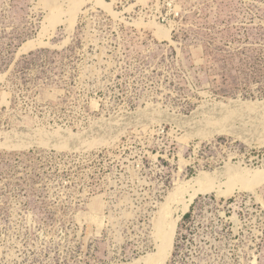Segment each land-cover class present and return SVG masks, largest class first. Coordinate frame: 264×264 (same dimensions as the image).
<instances>
[{"label":"rangeland","instance_id":"374dc122","mask_svg":"<svg viewBox=\"0 0 264 264\" xmlns=\"http://www.w3.org/2000/svg\"><path fill=\"white\" fill-rule=\"evenodd\" d=\"M102 1L0 0V264H141L178 183L264 169V0ZM249 192L199 195L168 264H264Z\"/></svg>","mask_w":264,"mask_h":264},{"label":"bare ground","instance_id":"6f19581e","mask_svg":"<svg viewBox=\"0 0 264 264\" xmlns=\"http://www.w3.org/2000/svg\"><path fill=\"white\" fill-rule=\"evenodd\" d=\"M86 0H70V5L65 11V15H68L66 19L69 21L70 27L74 28L77 23V18L81 13V5ZM88 1V0H87ZM96 3L109 8V5L105 4L102 0H95ZM140 1V0H139ZM105 9V8H104ZM108 11V9H106ZM87 13V12H86ZM109 13L110 12L109 10ZM64 11L59 6L51 8V14L48 16V21L51 26H56L61 23V18L64 17ZM62 15V16H61ZM113 16V15H112ZM114 17V16H113ZM118 18V17H117ZM119 19V18H118ZM65 20V21H66ZM121 21V20H120ZM47 22V21H46ZM153 22V21H152ZM154 23V22H153ZM62 24V23H61ZM59 24V25H61ZM68 24V23H67ZM147 24V23H146ZM148 25V24H147ZM150 25V24H149ZM153 25V24H151ZM142 26V25H141ZM48 27V26H47ZM58 26H56L57 28ZM69 27V26H68ZM155 27V26H154ZM49 28V27H48ZM55 28V29H56ZM160 28V27H159ZM53 29V30H55ZM47 30V29H46ZM162 30V29H161ZM44 32V31H43ZM46 32V31H45ZM48 33V30H47ZM46 33V35H47ZM50 33V31H49ZM55 33V32H54ZM158 33V32H157ZM164 38L170 39V30L160 31ZM44 34V33H43ZM41 35V33H40ZM39 35V37H40ZM51 37V36H50ZM50 37L48 39H50ZM53 37V36H52ZM51 37V38H52ZM44 38V37H42ZM37 39V38H36ZM41 39V38H40ZM38 41H31L26 46L24 51L29 48L36 47L38 45L44 44L42 40L37 39ZM68 41V40H67ZM68 43V42H67ZM49 45V43H47ZM28 51V50H27ZM231 104V103H230ZM238 105V104H237ZM245 105V104H244ZM221 106V105H220ZM219 106V107H220ZM197 111V109L195 110ZM227 111V110H226ZM263 111V110H262ZM264 112V111H263ZM194 113V111H193ZM228 113V112H227ZM174 114V113H173ZM220 114V113H219ZM235 114V113H234ZM189 116V115H188ZM206 117V115H204ZM137 117V116H136ZM124 118V117H123ZM204 118V117H203ZM209 118V116H208ZM238 118V117H237ZM264 118V117H263ZM262 118V119H263ZM103 119V118H102ZM108 119V118H107ZM206 119V118H205ZM120 120V119H119ZM207 120V119H206ZM223 120V119H222ZM161 121V120H160ZM199 121V120H198ZM229 121V119H228ZM115 122V121H114ZM201 122V121H200ZM205 122V121H204ZM210 122V121H209ZM196 123V122H195ZM228 123V122H227ZM250 123V121H249ZM133 124V123H132ZM131 124V125H132ZM190 124V123H189ZM208 124V123H207ZM205 126V125H204ZM98 127V126H97ZM221 127V126H220ZM185 128V127H184ZM195 128V127H194ZM188 129V128H187ZM214 129V128H213ZM216 129V128H215ZM116 130V129H115ZM206 130V129H205ZM59 131V130H57ZM67 131V130H66ZM91 131V130H90ZM60 132V131H59ZM65 132V131H64ZM206 132V131H205ZM217 132V131H216ZM226 132L225 128L223 133ZM52 133V132H51ZM67 133V132H66ZM193 133V132H192ZM35 134V133H34ZM86 134V133H85ZM203 134V133H202ZM219 134V133H218ZM38 135V134H36ZM43 135V134H42ZM58 135V134H57ZM61 135V134H60ZM59 135V136H60ZM80 135V133H79ZM189 135V133H188ZM199 135V134H196ZM208 137L210 134L208 133ZM215 135V134H214ZM229 135V134H228ZM47 136V135H46ZM51 136V135H50ZM56 136V135H55ZM82 136V135H81ZM216 136V135H215ZM23 137V136H22ZM32 137V136H31ZM41 136H39L40 138ZM77 137V136H76ZM83 137V136H82ZM81 137V138H82ZM207 137V138H208ZM30 139V136H28ZM92 138V137H91ZM90 138V139H91ZM204 136L202 137V139ZM74 140V138H72ZM101 139V138H100ZM99 139V140H100ZM182 139V138H180ZM20 140V139H19ZM44 140V139H43ZM105 140V139H104ZM209 140V139H208ZM8 141V140H7ZM11 141V139H10ZM21 141V140H20ZM48 141V140H47ZM62 141V140H61ZM66 141V140H65ZM70 141V140H69ZM85 141V140H84ZM114 141V140H113ZM50 142V141H49ZM89 142V141H88ZM11 143V142H10ZM25 143V142H24ZM27 143V142H26ZM43 143V142H42ZM46 143V142H44ZM62 143V142H61ZM12 144V143H11ZM14 144V143H13ZM12 144V145H13ZM18 144V143H17ZM22 144V143H20ZM80 144V143H79ZM3 144L0 143V146ZM23 145V144H22ZM26 145V144H25ZM50 145V144H49ZM9 146V145H8ZM13 146H16L13 145ZM18 146V145H17ZM29 146V145H28ZM53 146V145H52ZM55 146V145H54ZM65 146V145H64ZM67 146V145H66ZM5 147H7L5 145ZM20 147V145H19ZM22 147V146H21ZM35 147V146H34ZM33 147V148H34ZM59 147V145H58ZM30 148V146H29ZM28 148V149H29ZM48 148V147H47ZM54 148V147H53ZM62 148V147H61ZM60 148V149H61ZM82 148V147H81ZM80 148V149H81ZM14 149V148H13ZM23 149V148H22ZM26 149V148H24ZM31 149V148H30ZM59 149V150H60ZM76 149V148H75ZM78 149V148H77ZM95 149V148H94ZM12 150V149H11ZM58 150V151H59ZM87 150V149H86ZM63 151V150H62ZM80 151V150H79ZM238 163V162H237ZM245 168V167H243ZM215 172V171H213ZM227 176V182L222 183L221 177L219 174L201 172L197 177H194L190 180L183 181L177 184L176 189L170 194L167 201L162 204L161 209L157 213L155 219V238L157 243V251L153 254L148 255L147 257L137 261L136 263L141 264H168L171 255L174 251L175 239L177 235L178 225L185 214L188 213L191 205L197 199L199 195L208 194V193H217V196L234 194L236 190H247L253 191L256 187L264 185V169H238L233 166H229L227 171H225ZM223 177V176H222ZM250 193V192H249ZM256 193V192H255ZM221 198V197H220ZM177 215V216H176Z\"/></svg>","mask_w":264,"mask_h":264},{"label":"trees","instance_id":"16d2710c","mask_svg":"<svg viewBox=\"0 0 264 264\" xmlns=\"http://www.w3.org/2000/svg\"><path fill=\"white\" fill-rule=\"evenodd\" d=\"M189 214H187L186 216H185V218H184V220H186V219H188L189 218Z\"/></svg>","mask_w":264,"mask_h":264}]
</instances>
